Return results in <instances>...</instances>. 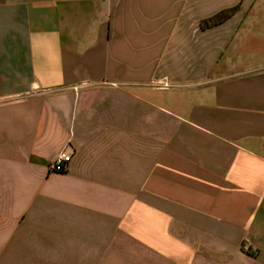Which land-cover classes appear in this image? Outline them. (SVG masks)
Returning a JSON list of instances; mask_svg holds the SVG:
<instances>
[{"label":"crops","instance_id":"crops-1","mask_svg":"<svg viewBox=\"0 0 264 264\" xmlns=\"http://www.w3.org/2000/svg\"><path fill=\"white\" fill-rule=\"evenodd\" d=\"M0 264H264V0H0Z\"/></svg>","mask_w":264,"mask_h":264},{"label":"built area","instance_id":"built-area-1","mask_svg":"<svg viewBox=\"0 0 264 264\" xmlns=\"http://www.w3.org/2000/svg\"><path fill=\"white\" fill-rule=\"evenodd\" d=\"M72 159V155L66 152L60 153L51 163L52 171L64 172L67 170L68 164Z\"/></svg>","mask_w":264,"mask_h":264},{"label":"trees","instance_id":"trees-1","mask_svg":"<svg viewBox=\"0 0 264 264\" xmlns=\"http://www.w3.org/2000/svg\"><path fill=\"white\" fill-rule=\"evenodd\" d=\"M228 14H229V11L228 12L220 11L217 14H215V15L209 17V18L203 19L200 22V24L202 26H210V25L218 24L221 21H223L224 19H226L228 17Z\"/></svg>","mask_w":264,"mask_h":264},{"label":"rangeland","instance_id":"rangeland-1","mask_svg":"<svg viewBox=\"0 0 264 264\" xmlns=\"http://www.w3.org/2000/svg\"><path fill=\"white\" fill-rule=\"evenodd\" d=\"M259 55V54H258ZM261 55H263V54H261ZM245 61L244 62H246L247 61V59H244Z\"/></svg>","mask_w":264,"mask_h":264}]
</instances>
